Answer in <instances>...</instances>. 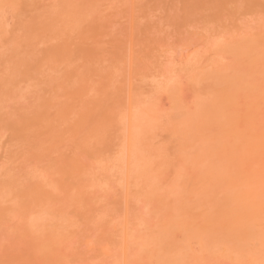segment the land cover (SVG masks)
I'll return each instance as SVG.
<instances>
[{"label": "bare ground", "instance_id": "obj_1", "mask_svg": "<svg viewBox=\"0 0 264 264\" xmlns=\"http://www.w3.org/2000/svg\"><path fill=\"white\" fill-rule=\"evenodd\" d=\"M0 264H264V0H0Z\"/></svg>", "mask_w": 264, "mask_h": 264}]
</instances>
